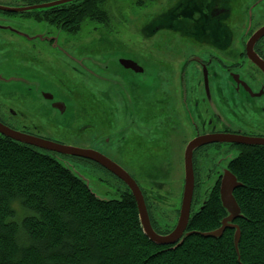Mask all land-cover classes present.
Segmentation results:
<instances>
[{
    "label": "flooded vegetation",
    "instance_id": "flooded-vegetation-1",
    "mask_svg": "<svg viewBox=\"0 0 264 264\" xmlns=\"http://www.w3.org/2000/svg\"><path fill=\"white\" fill-rule=\"evenodd\" d=\"M54 1L0 0V124L108 158L138 186L152 228L168 233L179 216L191 141L214 139L191 150L189 217L204 208L211 191L219 194L225 173L235 176L234 162L244 151L264 147L242 142L264 139V0L153 3L145 25L152 36L167 32L170 42L160 55L151 41L148 63L124 46L123 55L100 60L115 47L103 38L101 50L61 59L59 46L76 50L59 38L74 26L59 21L67 8H28ZM134 140L139 147L131 151ZM49 153L83 164L93 190L104 185L119 190V197L131 193L123 179L91 158ZM166 179L170 191L161 197Z\"/></svg>",
    "mask_w": 264,
    "mask_h": 264
},
{
    "label": "trees",
    "instance_id": "trees-1",
    "mask_svg": "<svg viewBox=\"0 0 264 264\" xmlns=\"http://www.w3.org/2000/svg\"><path fill=\"white\" fill-rule=\"evenodd\" d=\"M105 3L49 8H67L59 21L74 25L71 31L107 18ZM233 170L240 185L232 194L242 215L233 220L237 250L234 228L218 237L200 234L227 215L217 189L189 217L186 230L194 233L161 246L144 235L129 191L100 198L60 155L0 134V264H264V147L244 151Z\"/></svg>",
    "mask_w": 264,
    "mask_h": 264
},
{
    "label": "rangeland",
    "instance_id": "rangeland-1",
    "mask_svg": "<svg viewBox=\"0 0 264 264\" xmlns=\"http://www.w3.org/2000/svg\"><path fill=\"white\" fill-rule=\"evenodd\" d=\"M159 1L160 0H107L105 4V7L108 9V12H105L107 18H103L100 21L86 20L84 23H89L90 25L88 30H83V23L79 29L71 31L66 30L70 35L63 33L61 36H59L62 42H67L70 45H75L76 48L75 51L69 52L68 48H66L67 45L59 46L58 54L60 58H64L66 59V61L80 60L84 53H95L97 50H101L103 48L99 42L100 38L107 40V43L111 46H115L112 47L110 53L107 54L109 56H106L104 53L98 55L100 56L99 59L102 61H109V59L111 58L110 56H121L123 55V53H126L124 52L125 50L123 48H120L124 46V48L127 49V54L136 55L139 57V60L141 62L148 63L147 48L151 41L154 42L156 54H165V45L168 41L170 42L169 34L163 30L156 32L152 36L149 28H147V26L145 25L149 19L150 13L148 12L150 11L152 4L158 3ZM94 26H97L99 28L95 29ZM30 29H34V27H31ZM77 46L82 47L77 48ZM135 49H140L143 51L137 53ZM41 56L44 57V53H41ZM159 59L162 60V58ZM72 72L77 76L74 71ZM113 126L118 127L119 124L116 123L114 125L113 123ZM113 129L114 128L112 127V130ZM129 146L131 151H135L139 147L137 141L135 140L131 141ZM69 167H71L73 171L81 176L84 180V175L86 174V172L84 170L83 164H81L80 166H73L69 164ZM169 175L170 173L168 174V176ZM167 181L169 180L166 179L164 185L162 186L163 192H159V194H161V197L164 194V191L165 194L166 190L170 191V185H168ZM98 187L100 188V190H92L100 198L114 199L119 197V190H116L113 187L104 185H99ZM203 189H205L204 186ZM181 191V186H177L174 189L176 199L178 200L180 198ZM161 207L165 209V212H168V209H170L167 208L168 202H164V205L161 204Z\"/></svg>",
    "mask_w": 264,
    "mask_h": 264
},
{
    "label": "water",
    "instance_id": "water-1",
    "mask_svg": "<svg viewBox=\"0 0 264 264\" xmlns=\"http://www.w3.org/2000/svg\"><path fill=\"white\" fill-rule=\"evenodd\" d=\"M75 0H56L51 3H46L43 5H36L28 7L31 8H41V7H52V6H58L60 4L68 3ZM0 134L6 137L11 138L12 140L21 142L23 144L31 145L34 147H37L39 149L49 151V152H56L62 155L66 156H76L81 158H91L104 167H106L108 170H110L112 173H114L119 178L123 179L125 183L128 185V187L131 190V193L133 194V197L135 199V204L137 207L138 212V219L142 228V231L144 235L152 242L165 246V245H175L182 242L183 238L187 235H190L191 233H194V231H185L186 225L189 219V213H190V207H191V201H192V195H193V187H194V175L193 170L191 166V150L196 147L197 145H200L202 143H205L207 141H213L214 139L206 140L207 138H200L191 141L188 144V147L186 149V157H185V174H184V185H183V192H182V201L181 206L179 210V216L177 219V222L174 226V228L165 234H159L157 233L151 226L146 207L142 198V194L136 185V183L131 179L125 171H123L119 166H117L115 163L110 161L108 158L104 157L100 153L91 151L89 149L79 148L71 145H64L60 144L54 141L46 140L43 138H39L33 135H29L26 133H22L13 129H10L8 127H5L0 124ZM215 140L217 138L215 137ZM244 144L252 145V144H264V139H245L242 141ZM240 183L237 181L236 177L230 173H225L221 185L219 188V196L220 201L222 204V207L227 212V215L223 217L221 220V224L219 227H217L214 230L207 231V232H200V234L204 237H218L221 236L223 231L226 228H234V247L237 250V243L239 241L240 232L237 225L233 223V220L237 217H242L240 208L237 205V202L235 201L233 197V190L238 187Z\"/></svg>",
    "mask_w": 264,
    "mask_h": 264
},
{
    "label": "bare ground",
    "instance_id": "bare-ground-1",
    "mask_svg": "<svg viewBox=\"0 0 264 264\" xmlns=\"http://www.w3.org/2000/svg\"><path fill=\"white\" fill-rule=\"evenodd\" d=\"M248 146V145H247ZM192 204V203H191ZM193 205V204H192ZM236 219V218H235Z\"/></svg>",
    "mask_w": 264,
    "mask_h": 264
}]
</instances>
